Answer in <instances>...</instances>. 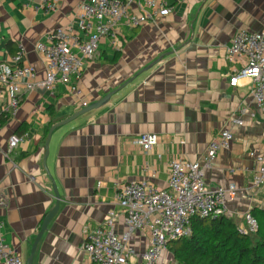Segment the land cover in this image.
<instances>
[{
  "label": "crops",
  "instance_id": "0c3cea01",
  "mask_svg": "<svg viewBox=\"0 0 264 264\" xmlns=\"http://www.w3.org/2000/svg\"><path fill=\"white\" fill-rule=\"evenodd\" d=\"M57 1L47 11L42 0H0V62L23 44V63L34 68L37 83L46 78V60L36 44L58 26L75 25L85 0ZM165 1L172 13L136 27L120 22L119 47L102 40L79 80L24 91L18 111L2 120L0 188L7 203L0 221L25 264H87L85 230L101 225L109 209L119 210L116 187L148 180L167 188L171 160L202 161L224 127L233 141L217 153L207 185L238 187L226 214L236 225L264 198L245 171L251 151L264 154V112L249 79L231 84L242 64L226 58L237 30L264 34V0ZM143 8L135 3L132 12ZM232 118L242 124L232 125ZM143 133L159 136L151 151L132 144ZM12 134L27 138L8 151ZM125 230L119 213L116 231ZM132 243L141 250L145 238L134 235Z\"/></svg>",
  "mask_w": 264,
  "mask_h": 264
},
{
  "label": "built area",
  "instance_id": "2783aa9c",
  "mask_svg": "<svg viewBox=\"0 0 264 264\" xmlns=\"http://www.w3.org/2000/svg\"><path fill=\"white\" fill-rule=\"evenodd\" d=\"M57 0H42L41 7L54 11ZM144 7L133 13V4ZM172 6L165 0H85L78 7L76 24L58 26L51 30L45 41L36 44V50L46 60V78L37 83L36 71L23 63L24 46L10 61L0 62V127L2 117L15 114L21 106L22 93L36 88H52L55 83L70 84L79 80L86 61L91 59L104 39L112 46H120L118 25L122 21L131 26L157 20L172 13ZM226 58L240 62L242 68L231 77V84L240 78L251 81L250 93L260 110L264 112V34L248 29H239L227 48ZM75 94H81L73 86ZM245 110H243L244 112ZM232 125H241V118H232ZM230 127L222 128L212 140L202 161H187L173 158L169 164L168 187L158 188L148 180L122 183L116 187L115 203L119 210H108L104 222L85 230L82 245L87 254V264H159L174 240L190 236L194 218H218L227 214V203L238 196L239 189L228 187L211 188L206 183V172L213 166L217 153L230 148L233 141ZM27 134H12L8 151L17 148ZM159 142L156 133H143L132 138V144L143 152L151 151ZM253 164L245 168L252 174L254 188L264 191V154L251 151ZM6 196L0 188V208L6 206ZM125 217L126 230L116 231L118 214ZM247 234L258 229L257 219L248 211L245 216ZM4 222L0 221V261L3 264H25L19 253L6 242ZM134 235L145 238V247L138 250L132 243Z\"/></svg>",
  "mask_w": 264,
  "mask_h": 264
},
{
  "label": "trees",
  "instance_id": "16d2710c",
  "mask_svg": "<svg viewBox=\"0 0 264 264\" xmlns=\"http://www.w3.org/2000/svg\"><path fill=\"white\" fill-rule=\"evenodd\" d=\"M47 110L53 116V107ZM250 213L258 221V229L250 233L253 236L239 232L226 215L194 218L192 234L168 244L175 264H264V224L259 228V215H264V209L255 207Z\"/></svg>",
  "mask_w": 264,
  "mask_h": 264
},
{
  "label": "rangeland",
  "instance_id": "374dc122",
  "mask_svg": "<svg viewBox=\"0 0 264 264\" xmlns=\"http://www.w3.org/2000/svg\"><path fill=\"white\" fill-rule=\"evenodd\" d=\"M256 207L264 209V198L261 200L260 203L257 204ZM233 220L236 221L235 218H233ZM259 220H260L259 221L260 222L259 228H261V226H263V224H264V215L262 213L259 215ZM244 225H245V223H244L243 219H241V221L237 224V227L246 230L247 227ZM250 233L251 232H249L248 234H250ZM250 235L253 236L254 234H250ZM165 255H167L168 257L166 258ZM165 255L162 257L163 259L160 260L159 264H175V259H174L173 255L168 250L165 251Z\"/></svg>",
  "mask_w": 264,
  "mask_h": 264
},
{
  "label": "water",
  "instance_id": "95a60500",
  "mask_svg": "<svg viewBox=\"0 0 264 264\" xmlns=\"http://www.w3.org/2000/svg\"><path fill=\"white\" fill-rule=\"evenodd\" d=\"M112 93H113V92H112ZM112 93L108 94L107 97L109 98V97L112 95ZM98 106H99V103L96 104V105H94V106H92L91 108L86 109L84 112L89 111V110H92V109H94V108H97ZM84 112H83V113H84ZM81 114H82V113H81ZM52 129H53V128H52ZM49 140H50V134H49L48 139H47V141H46V149H48ZM47 153H48V150H47L46 154H47ZM46 223H47V220L43 223V228H44V226L46 225ZM43 228H42V232H43Z\"/></svg>",
  "mask_w": 264,
  "mask_h": 264
}]
</instances>
